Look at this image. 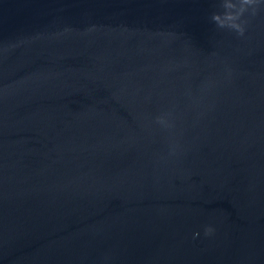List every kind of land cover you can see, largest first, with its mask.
<instances>
[{"label":"water","instance_id":"95a60500","mask_svg":"<svg viewBox=\"0 0 264 264\" xmlns=\"http://www.w3.org/2000/svg\"><path fill=\"white\" fill-rule=\"evenodd\" d=\"M0 264H264V0H0Z\"/></svg>","mask_w":264,"mask_h":264}]
</instances>
